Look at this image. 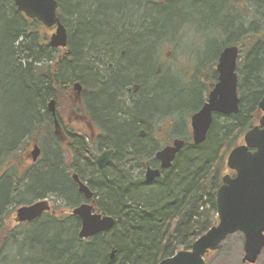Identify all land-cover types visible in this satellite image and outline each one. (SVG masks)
Masks as SVG:
<instances>
[{
    "label": "trees",
    "instance_id": "trees-1",
    "mask_svg": "<svg viewBox=\"0 0 264 264\" xmlns=\"http://www.w3.org/2000/svg\"><path fill=\"white\" fill-rule=\"evenodd\" d=\"M57 1L61 20L70 30L69 42L75 58L72 65H64L62 77L82 76L88 60L94 57L104 68L112 61L122 64L124 80L136 79L144 87L156 83L152 79V46L162 31L161 15L175 11L178 1L148 9L144 7L145 0ZM197 1L200 5L196 14L202 21L219 25L217 39L223 43L219 44L218 53L225 46L240 44L242 48L250 38L256 40L242 60L237 86L238 111L228 116L215 114L204 141L193 144L185 139L171 166L150 182L139 175L132 179L136 175H131L123 165L116 171L98 168L91 183L99 196L97 208L112 215L115 223L109 232L87 239L77 236L80 225L77 218L62 211L44 214L39 223L11 229L3 219L5 206L9 202L19 206L30 199L21 198L17 184L12 187L13 179L17 178L18 182L21 175L16 173L17 177L13 170L2 175L0 171V264H157L179 249H189L215 223V196L226 154L252 126L258 102L264 96V0H246L253 4L248 8L256 9L260 18V22L253 18L248 23L242 9L231 16L230 9L236 0ZM14 9L13 0H0V93L6 91L0 97V112L4 110V115L8 114L5 124L0 126V157L38 120V108L51 89L49 77H34L29 67L21 65L20 60L26 61L39 47L31 34L26 36L25 47H15L17 37L25 25L29 31L30 23L21 20ZM40 49L44 52V47ZM94 75L92 83H97ZM114 82L118 87L120 80ZM166 82L152 88L153 100H145L143 106L132 112V117L140 121L153 109L186 101L184 91ZM2 98H6V106ZM111 129L120 159L125 153L135 155L146 148L138 141L134 127L115 121ZM12 152L10 160L18 159L17 152ZM25 185L30 198L53 191L65 207H73L77 202L78 194L72 182L59 171L31 173ZM112 247L115 253L110 259ZM10 255L11 262L7 261Z\"/></svg>",
    "mask_w": 264,
    "mask_h": 264
},
{
    "label": "flooded vegetation",
    "instance_id": "flooded-vegetation-1",
    "mask_svg": "<svg viewBox=\"0 0 264 264\" xmlns=\"http://www.w3.org/2000/svg\"><path fill=\"white\" fill-rule=\"evenodd\" d=\"M175 1L181 2L182 0H145L144 7L148 9L149 7L156 5L162 6ZM10 11L11 10H8L7 12L11 13ZM14 11L20 15L21 20L30 23L28 26L29 31L27 32V26L25 25L23 32L17 37L18 39L14 42L15 47H25L26 36L30 34L35 36L36 45L39 47V51L37 50L34 52L26 61L20 60L21 65L23 67H29L34 77H49L51 89L49 95L46 96L42 105L38 108V120L31 124L28 132L17 140L15 146L11 150L3 154L0 171L3 175L13 170L23 176L26 180L25 183H27L28 176L31 173L33 174L38 171H51V173L54 174L59 171L62 175L68 177L74 186L75 192L78 194L77 202L73 207L68 208L61 206L60 202H58V200L61 199L56 197L53 191L50 196L45 194L34 196L30 198L32 199L30 202L25 204H30L40 199H48L51 206L47 214L54 215L62 211L61 213L63 214L70 213L77 218L80 224L77 230V236L81 228V219L78 215L72 214V210L81 204L86 203L91 205L93 213L100 214L101 216H110L114 219L115 223V218L112 215L103 214L97 208L96 200L99 196L96 190L91 187V183H94L93 177L98 173V168L103 171H116L123 165L125 166V170H128L131 175H139L143 177L145 181H147L146 172L148 168L159 169L160 174L169 168L171 165L164 169L161 168V161L157 157V153L165 146L172 145L175 139L183 140L184 144L185 139H190L193 143L191 117L195 112L199 111L207 101L209 91L217 82V63L220 53H218L215 59H210L202 66L199 65L195 68L194 73L192 72L187 78L188 80L193 78V80L200 81L199 76H203L209 83L207 87L203 84H199L201 88H206L205 97L204 95L201 96L202 101L200 106L192 109L193 111L189 113V120L187 122L182 118L177 119L176 114H171L169 108L153 109L145 117L142 116L140 121H138L136 120V116L132 117V112L135 113L139 106H143L145 100H153L152 91L155 89L153 87H156L159 83L168 82L167 77L170 76V73L173 74V78L178 75H181L183 78L188 76L189 72H186L187 69L183 70L176 64L177 59L174 63L175 70L168 67L167 60L171 58V51L169 48L167 49V47H169L167 42L161 41L160 48H158V46L156 47L158 41L152 46L157 53L158 63L157 66L153 68L154 73L152 75L154 76L152 79L156 81V83H149L148 87H144L143 84L139 82L136 83V79L129 80V78H127L124 80L122 78L124 71L122 64H116L112 61L108 64L107 68H104L103 63L99 62V60L94 57L88 60L85 68H83L84 74L82 76L76 77L70 75L62 77L61 70L64 65H72L75 58L73 57V50L69 42L70 30L61 20L60 11L58 17L67 31V45L65 48L48 45V37L53 27H46L36 19L26 17L17 9H14ZM41 47H44V52L40 51ZM239 50L241 52L240 47ZM239 64L240 56L236 60L235 68L237 82L239 81L240 75ZM177 68L180 70L176 71ZM202 69L203 71L200 72ZM176 72L181 73L177 74ZM93 75L96 76L97 83H92L91 77ZM116 79L120 80L118 87L114 82ZM105 98L107 99L106 102L103 100ZM215 114L223 115L221 113L212 112V121ZM262 114L263 112L258 108L252 126L246 131L258 125V119ZM115 121L120 124L123 123L134 127L138 141L141 143L143 142L146 148H141V151L135 155L125 153L120 159L111 136V128L114 127ZM30 136H32L33 139L29 138ZM242 139L241 136V138L229 148L228 152L230 149L241 144ZM26 141L28 145L25 149H22V143ZM35 149H37L38 152L34 158L33 150ZM248 150L254 152L256 149L254 147H248ZM11 151H14L12 153L17 152L15 154L19 156L18 159L10 160ZM225 172L231 176L235 174L233 170L227 169ZM74 175L77 176L79 183H83L88 187L91 192L90 197H86L85 194L80 191L78 182L73 178ZM23 198H29V194L23 196ZM62 202L64 201L62 200ZM42 216L30 221L19 223L15 221V223L20 225L39 223L40 221L38 220H40ZM110 229L98 233L109 232ZM92 236L93 235L87 238ZM241 263L248 264L243 262L242 259Z\"/></svg>",
    "mask_w": 264,
    "mask_h": 264
},
{
    "label": "water",
    "instance_id": "water-1",
    "mask_svg": "<svg viewBox=\"0 0 264 264\" xmlns=\"http://www.w3.org/2000/svg\"><path fill=\"white\" fill-rule=\"evenodd\" d=\"M16 9L26 17L36 19L46 27H53L49 34L48 45L65 48L67 31L58 17L57 0H13ZM238 47L231 45L222 49L217 63L218 79L208 93L207 101L191 117L193 142L204 141L211 124L212 112L229 115L236 113L240 98L237 94L235 73ZM52 104V103H51ZM52 108V107H51ZM263 112L258 125L246 131L242 143L230 149L226 156L225 167L233 170L231 176L222 174V182L216 190L217 220L204 233L196 238L189 249H180L169 257L162 258L158 264H206L205 256L216 251L222 241L230 234L243 235L242 261L253 264L264 248V96L258 102ZM183 140L175 139L172 145L165 146L157 153L161 168L171 165L176 153L182 148ZM248 147L256 150L250 152ZM38 150H33L35 158ZM160 175L159 169H147L146 180L151 181ZM79 189L86 197L91 192L86 185L79 183ZM50 209L48 199H40L16 209V221H30ZM81 219L78 236L87 238L98 232L107 231L114 225L110 216L92 212L89 204H81L72 210ZM112 247L109 258L114 257Z\"/></svg>",
    "mask_w": 264,
    "mask_h": 264
},
{
    "label": "rangeland",
    "instance_id": "rangeland-1",
    "mask_svg": "<svg viewBox=\"0 0 264 264\" xmlns=\"http://www.w3.org/2000/svg\"><path fill=\"white\" fill-rule=\"evenodd\" d=\"M200 1L202 2V0ZM233 3H234L233 8L230 9L231 16L234 14H239L240 9H242L241 10V12L243 13L242 16L244 20L247 21V23H248V19L252 20L253 18L254 20H258L260 22L259 12L256 9L248 8V6H250V4L252 3H249L246 0H236ZM165 5L166 4L162 6L164 7ZM175 5H176L175 11H171L169 14L164 16L161 15L160 17L161 22L159 25L162 31L158 33V39H156L155 41L156 42L158 41V45H156V47L158 46V48H160L161 46V41L168 43L167 45H169V47H167V49L169 48L171 51L170 52L171 58L167 60V63L172 70H175L174 63L175 60L177 59L176 64L178 65V67L183 70L187 69L186 72H189L188 76H185L184 78L181 75H178L173 78V74L170 73V76L167 77L168 82H166L169 85L172 84L178 90L181 89V91L185 92L182 95L187 98L185 99L186 101H183V103L181 104L177 103L178 104L177 106L175 103L174 104L170 103V106H168V108L171 114H176L177 119L184 117V115L186 114L184 120H186L187 122L189 120V115H190L188 114V112L192 111V109L196 107L197 104H199L200 100L202 99L201 96L205 94L206 91L205 87L209 85L206 78H204L203 76H199L200 81L195 79L193 80V78L188 80L187 78L192 72L194 73V69L197 68L199 65L202 66L205 62L209 61L210 59H215L216 56H218L219 44L223 43V41L217 39L218 38L217 29L219 28V25L217 24L210 25V23L208 22L204 23L201 19V16H199L198 13H197L198 15L196 14L197 12L196 9L200 5L199 1L182 0L181 2H178ZM162 6L160 5V7ZM151 34L153 35V37H156L154 33ZM255 42H256L255 38H250L249 43L241 48L240 69L242 68V60L246 56L250 47ZM239 45L240 44H237V46ZM179 68H177L176 71H179L180 70ZM201 71H203V69L200 70V72ZM176 73L178 74L181 72H176ZM199 84L200 85L203 84L205 85V87L201 88ZM4 94H6V91H2L0 93V97L1 96L4 97ZM1 101L3 102V105L6 106L7 104L6 98H2ZM4 113H5L4 110L0 112V126L5 124V120L8 117V114L6 113L4 115ZM29 138L33 139L32 136H30ZM27 141L22 143L23 146L22 149L23 148L25 149L26 146L28 145ZM1 157H0V166L2 159ZM14 174H16V172ZM20 177L21 178L18 180V182H16L17 178L13 179L14 183L12 184V187L17 184L18 189L21 188V193L23 196H25L27 195L26 194L27 192L29 193V191H27V189L25 188L26 180L23 178V176ZM132 179H137V176L132 177ZM45 195L50 196L49 193H46ZM23 196H21V198H23ZM29 199L30 197L27 198L26 200ZM23 202L22 204H25ZM58 202H60L61 206L64 205V202H62V200H58ZM19 203L21 204V202ZM17 205L18 204H14V203L10 204L9 202L5 206L3 211L4 214L3 219L5 220L7 225L13 230L14 228L16 229V227L20 225V224H16L14 219L15 209H16L15 206ZM16 243L19 244L21 243V241H16ZM23 251L25 250L23 249ZM10 253L12 254V252ZM242 257H243V235L239 232H236L227 236L225 240L222 241L219 249L208 255L206 259V264H242L241 263ZM11 258L12 255L9 256L7 261L11 262ZM255 264H264V249L261 255L258 257V260Z\"/></svg>",
    "mask_w": 264,
    "mask_h": 264
},
{
    "label": "bare ground",
    "instance_id": "bare-ground-1",
    "mask_svg": "<svg viewBox=\"0 0 264 264\" xmlns=\"http://www.w3.org/2000/svg\"><path fill=\"white\" fill-rule=\"evenodd\" d=\"M157 53H156V51H155V49H153V51H152V56H151V62H152V67L153 68H155L156 66H157ZM169 68H170V66H168ZM171 69V68H170ZM169 74V73H168ZM201 101L202 100H200V102H199V104H197V106L196 107H198V106H200V104H201ZM193 111V110H192ZM192 111H190V112H192ZM190 112H188V114L190 113ZM187 114V115H188ZM186 115V114H185ZM185 115H184V117H185ZM184 117H181L182 119H184ZM158 264V263H157Z\"/></svg>",
    "mask_w": 264,
    "mask_h": 264
}]
</instances>
